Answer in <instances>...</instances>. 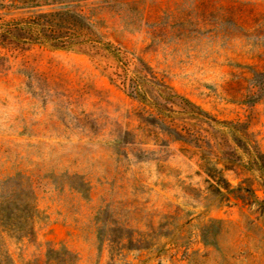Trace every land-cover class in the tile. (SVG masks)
I'll use <instances>...</instances> for the list:
<instances>
[{"label":"rangeland","instance_id":"1","mask_svg":"<svg viewBox=\"0 0 264 264\" xmlns=\"http://www.w3.org/2000/svg\"><path fill=\"white\" fill-rule=\"evenodd\" d=\"M66 11L87 42L0 45V195L35 222L11 264L42 224V264H264V0H0Z\"/></svg>","mask_w":264,"mask_h":264},{"label":"trees","instance_id":"2","mask_svg":"<svg viewBox=\"0 0 264 264\" xmlns=\"http://www.w3.org/2000/svg\"><path fill=\"white\" fill-rule=\"evenodd\" d=\"M64 16L83 20L84 17L70 11L40 14L28 20H10L0 22V45H31L47 44L56 49H71L87 42L86 36L64 33L57 28L56 21ZM66 22V21H65ZM78 38V39H77ZM83 38V41H81ZM88 40L89 37H88ZM264 158V157H263ZM264 167V164H260ZM11 179L0 184L8 183ZM21 195L14 200L8 196L0 195V264H11V258L3 251L4 236L23 237L35 233V222H25L24 210L21 208ZM14 201V202H13ZM34 217L38 215V209L33 210ZM77 257L66 248L51 250L47 264H75Z\"/></svg>","mask_w":264,"mask_h":264},{"label":"crops","instance_id":"3","mask_svg":"<svg viewBox=\"0 0 264 264\" xmlns=\"http://www.w3.org/2000/svg\"><path fill=\"white\" fill-rule=\"evenodd\" d=\"M58 227V224H53L51 227L42 224L37 228L34 237L24 238L25 240L19 243L18 253L15 255L16 264H42L47 247L51 243H60L63 240L57 235Z\"/></svg>","mask_w":264,"mask_h":264}]
</instances>
